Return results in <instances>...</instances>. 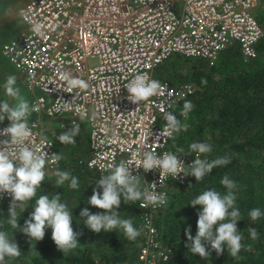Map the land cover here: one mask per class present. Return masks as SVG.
I'll list each match as a JSON object with an SVG mask.
<instances>
[{
	"label": "built area",
	"instance_id": "obj_1",
	"mask_svg": "<svg viewBox=\"0 0 264 264\" xmlns=\"http://www.w3.org/2000/svg\"><path fill=\"white\" fill-rule=\"evenodd\" d=\"M257 1L24 0L17 9L24 28L6 39L0 52L22 77L29 104L40 108L29 117L30 143H51L44 148L50 161V155L58 153L52 139L41 131L43 118H57L59 127L67 130L75 121L87 127L85 164L91 172L108 173L113 164L131 161L134 154L149 150L158 155L179 154L186 170L195 153L170 150L172 139L164 140L159 133L164 114L174 113L196 86L190 81L171 84L155 77L153 71L173 54L213 61L233 44L243 58L255 57V43L262 36L253 16ZM32 22L42 24L43 38L33 36ZM64 72L84 80L88 87L70 89L60 79ZM138 73L159 81L164 95L141 104L129 101L124 85ZM81 114H86L82 121ZM8 125L4 120L0 129ZM57 165L48 163L45 170H55ZM130 169L141 176L142 190L167 193V183L174 180L162 178L160 183L158 169L145 172L134 165ZM183 176L180 173L177 179ZM10 200L7 193L0 194V206L9 207ZM140 203L136 201L141 242L135 264H160L170 254L169 244L160 239L154 224L161 206L141 208Z\"/></svg>",
	"mask_w": 264,
	"mask_h": 264
},
{
	"label": "trees",
	"instance_id": "obj_2",
	"mask_svg": "<svg viewBox=\"0 0 264 264\" xmlns=\"http://www.w3.org/2000/svg\"><path fill=\"white\" fill-rule=\"evenodd\" d=\"M253 16L262 29V36L255 43V57L242 59L238 45L233 44L224 48L213 61L176 55L186 60L195 59L188 75L176 73L166 78L155 74V77L166 78L171 84L190 81L196 86L195 91L182 99L178 105V108L182 109L186 100L193 104L194 107L188 117L185 119L183 116L180 117L176 110L174 112L181 122L184 120L187 123V126L186 131L175 134L174 139L169 143L171 149L178 152V149L183 148V153H187L191 143L205 142L212 146V152L207 154L208 160L223 156L230 158L228 164L215 167L200 181H196L194 176L184 175L181 179L170 180L167 183L168 202L158 208L154 214V224L160 233V239L170 246L168 259L160 264H264V61L262 59L264 12L253 11ZM236 58L237 62L234 61ZM164 61L159 63L155 70L164 67ZM63 131L67 129H58L55 133L52 140L55 149L57 143L61 144L56 138ZM74 139L75 144H67L72 147L71 160L65 162L63 158L56 169L68 171L75 176L79 181L78 188H69L68 182L57 187L54 185L55 175L51 177L45 175L41 188L37 189L36 197L29 201V206L33 208L35 200L41 194H48L50 198L54 194L61 195V202L67 205L70 213L72 211L73 230L80 233L77 237L79 243L77 248L67 255L58 251L51 239L50 227L45 229L42 240L31 241L26 234L19 230L13 231L7 225L5 219L9 207L0 206V230L9 233L13 231L12 238L17 242L27 238L19 247L20 256L6 258L5 264L136 263L141 233L134 241H129L119 229L107 232L101 230L96 233L82 223L84 218L80 217L81 209L87 207L93 214L103 212L102 209L87 204L86 201L92 195L94 187L97 191H102L95 184L107 173L91 172L86 167L89 148L85 131L81 129ZM82 141L85 142V158L80 157L77 151ZM225 175L237 185L234 190L235 206L240 210L242 219L237 221L236 226L243 237L241 241L243 247L236 258H231L226 248L217 255L207 244H205L206 249L211 252L208 259L198 254H190L185 247L188 243L185 229L190 227L191 235L195 236L196 221L201 206L193 207L189 202L209 189L225 194L227 189L220 183ZM254 208H259L262 212L261 217L256 221H252L248 215ZM115 210L119 212L120 218L131 219L134 227L138 229L136 202L125 204L121 200L119 208ZM32 211L33 209H24L20 213L18 219L20 227L24 225V221L29 218ZM19 212L20 210L17 209L18 215ZM252 228L258 232V238L255 240L249 235V230Z\"/></svg>",
	"mask_w": 264,
	"mask_h": 264
},
{
	"label": "clouds",
	"instance_id": "obj_3",
	"mask_svg": "<svg viewBox=\"0 0 264 264\" xmlns=\"http://www.w3.org/2000/svg\"><path fill=\"white\" fill-rule=\"evenodd\" d=\"M23 16L24 13H21ZM31 33L34 37L43 38V26L39 22H32ZM16 76L8 75L3 84L6 96L12 97L16 103L9 104L7 101H0V122L5 118L9 125L0 129V136L8 139L0 140V194L7 193L10 203L5 219L7 225L12 230L18 229L26 234L31 241L42 240L45 229L51 228V239L56 248L62 254L67 255L78 246L77 237L80 233L75 232L72 227L73 215L69 212L67 205L61 202V195L54 194L51 198L48 194L39 195L33 205V211L29 218L24 221V225H18L20 213L36 197L37 189L41 188V182L45 179V167L48 163L58 164L63 156L52 154L51 160L44 148L51 143H44L40 146L30 143L32 130L29 127V117L33 112L40 110L36 104H29L23 98L20 89L16 86ZM60 79L65 81L68 87L86 89L88 84L72 76L69 72L61 74ZM206 83V81H205ZM127 90V99L134 104L147 102L150 98L157 95H164V86L155 79H150L147 74L138 73L131 81L124 85ZM190 101H185L180 115L185 119L193 109ZM86 118V114L80 115V120ZM165 124L160 130L159 136L174 139L175 134L186 131V125L172 112L164 114ZM154 123V122H153ZM80 124L73 121L67 131H63L57 138L62 145L75 144V137L80 132ZM159 143L158 141H156ZM11 150V151H10ZM183 153L184 149H178ZM212 152V146L205 142H194L189 145L188 152L184 155H193L195 158L188 169L178 159L179 154L167 152L164 154L156 153L154 150L144 151L133 155L131 161H121L118 165L113 164L106 175L101 176L96 182V186L102 191L93 188L92 195L86 201L103 212L90 213L85 207L80 211V217L84 218L82 223L91 231L99 233L101 230L113 231L121 230L129 241H134L139 235V230L134 227L131 219L120 218L119 208L121 200L125 204H135L141 201L139 207L149 208V206H165L168 202L167 193H158L141 189L140 175H133L130 169L134 165L137 170L143 169L145 172L158 169L160 183L162 178L177 179L178 174L194 176L196 181L202 180L215 167L226 165L230 162L227 156L208 160L201 158ZM56 180L54 185L61 187L66 182L71 189H77L79 181L68 171L56 169L54 171ZM220 183L227 189L225 194L209 189L192 199L189 204L193 207L201 206L196 221L197 231L195 236L191 235L190 227L185 229L188 243L185 247L190 254H198L200 257L208 259L210 250H214L217 255L221 254L225 248L231 258H236L241 248L243 239L237 230V221L241 220V212L235 206L236 183L225 175ZM157 185L152 183L153 189ZM17 209L20 210L19 215ZM178 210V209H177ZM252 221L258 220L262 212L259 208H254L248 213ZM218 225V226H216ZM214 226H216L214 228ZM12 232V231H11ZM11 232L0 230V264H5L6 258H18L21 254L18 245L14 242ZM250 238H258L255 228L249 230ZM205 244L210 246L206 249ZM168 259V257H167Z\"/></svg>",
	"mask_w": 264,
	"mask_h": 264
},
{
	"label": "rangeland",
	"instance_id": "obj_4",
	"mask_svg": "<svg viewBox=\"0 0 264 264\" xmlns=\"http://www.w3.org/2000/svg\"><path fill=\"white\" fill-rule=\"evenodd\" d=\"M22 1L19 2V0H0V46L4 40L14 36L17 32H19L20 30L24 28L23 22L17 12V9L22 3ZM258 10L264 12V0L257 1L254 12ZM240 57L244 59L242 56ZM262 59L264 61V57ZM193 60L195 59L186 60V59L177 57L176 55H172L167 60L164 61V65H165L164 67H159L156 70L154 69V71L156 75H160L166 78L176 73H182V74L188 75V73L192 69ZM234 61L237 62L238 59L236 58V60ZM8 75L16 76L17 78L16 86L19 88V84H18L19 76H18L16 69H14V67L7 61V59L0 52V101H7L9 104H14L16 103V100L12 97L6 96L4 93V89H3V84ZM45 128H48L51 132H53L54 129L60 128L59 121L57 120V118H51V120L46 121ZM83 141H82V144L78 146L77 151L81 155L80 157L85 158L84 157L85 142ZM56 149H57V152L63 156L64 158L63 160L65 162L71 160L72 155H73V151L71 152V149H72L71 145H62V144L59 145V143H57ZM55 170H52V171L46 170L45 171L46 176L47 177L54 176ZM25 209L31 210L33 208H31V206L28 205ZM16 230L18 229H14L13 231H16ZM11 235L13 236V234ZM26 239L27 238H25L24 240ZM24 240H21L19 242H17L16 240L14 241H16L18 243V247H20L21 243L24 242Z\"/></svg>",
	"mask_w": 264,
	"mask_h": 264
},
{
	"label": "crops",
	"instance_id": "obj_5",
	"mask_svg": "<svg viewBox=\"0 0 264 264\" xmlns=\"http://www.w3.org/2000/svg\"><path fill=\"white\" fill-rule=\"evenodd\" d=\"M21 1H22V0H19V2H21ZM23 1H24V0H23ZM23 1H22V2H23ZM20 5H21V4H20ZM4 41H5V40H4ZM17 73H18V72H17ZM153 74H154V76H155V71H153ZM18 76H19L18 84H19V89H20L21 95L23 96V98H25V99L28 101V99H29V91L26 89V87H25V85H24V82H23V79H22V77L19 75V73H18ZM176 111H177L178 114H180L179 111H181V109L177 107ZM180 117H181V116H180ZM47 120H51V117H49V118L44 117V118H43L42 126H41V131H42V133H43L44 136H47V137H49V138H51V139L53 140L56 131H57L58 129H61V128H56V129L53 130V132H51L48 128H45V124H46V121H47ZM5 121H8L7 118H5ZM58 121H59V120H58ZM182 124H184V125L187 126V123H186L184 120L182 121ZM80 129L84 130L85 133H86V136H88V131H87V129H86L85 123H83V126H81ZM46 132H47V133H46ZM45 133H46V134H45ZM168 147H169L170 150H172L171 147H170V145H168ZM56 151H57V150H56ZM172 151H173V150H172ZM57 153H58V152H57ZM45 171H46V170H45Z\"/></svg>",
	"mask_w": 264,
	"mask_h": 264
}]
</instances>
